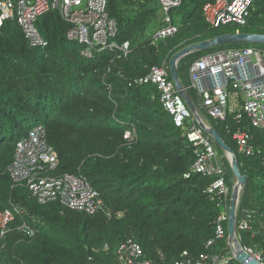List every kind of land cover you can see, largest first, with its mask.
I'll return each mask as SVG.
<instances>
[{"label":"trees","instance_id":"16d2710c","mask_svg":"<svg viewBox=\"0 0 264 264\" xmlns=\"http://www.w3.org/2000/svg\"><path fill=\"white\" fill-rule=\"evenodd\" d=\"M215 0H184L171 10L178 31L153 39L162 25L157 0H108L116 19L117 47L82 55L83 46L68 39L72 25L58 11L38 18L36 25L47 42L32 46L15 19L0 28V207L20 205L6 239L0 243V264H118L116 249L129 238L143 248L152 264H176L185 258H225L224 264H241L226 234L217 238L222 213L206 189L213 178L201 173L184 175L196 160L194 147L161 103L153 84H139L154 65L166 64L184 47L226 33L264 34V0H253L245 26L211 27L203 7ZM129 43L128 53L121 47ZM258 47L231 43L193 52L178 62L181 79L201 56L223 48ZM198 106L200 97L188 87ZM208 125L219 131L234 150L247 177L238 208V223L245 210L255 212L253 228L239 231L242 246L264 250V133L244 116L228 112L226 118L208 115ZM47 129L58 166L50 174L73 173L97 189L106 210L95 214L73 210L59 201L45 205L25 185H14L6 169L17 143L35 126ZM246 128L254 135L260 154L239 152L233 133ZM127 130L135 134L125 139ZM216 145V144H215ZM223 156L226 180L232 192L236 182L230 161ZM108 213H107V212ZM118 213L121 215L119 216ZM27 222L35 234L21 226ZM214 240L209 244L210 240Z\"/></svg>","mask_w":264,"mask_h":264},{"label":"built area","instance_id":"2783aa9c","mask_svg":"<svg viewBox=\"0 0 264 264\" xmlns=\"http://www.w3.org/2000/svg\"><path fill=\"white\" fill-rule=\"evenodd\" d=\"M85 0H0V28L9 19H15L23 28L30 44L45 47L47 42L41 35L36 21L42 15L58 11L62 18L72 25L68 39L83 46L82 55L92 58L96 51L117 47L114 38L118 34V24L108 10V0H86L84 8L74 9ZM160 4L161 26L153 39H165L178 31V25L170 13L180 7L184 0H157ZM253 0H215L203 7L208 24L213 28L224 25L245 26ZM128 53L129 43L121 47ZM221 74L225 81L222 80ZM190 87L200 97L202 106L215 119H225L228 112H236L238 119L246 116L251 126L264 133V50L258 47L229 48L216 51L198 58L190 67ZM139 84H153L161 94V103L168 111L177 127L182 128L188 142L194 147L196 160L189 172L201 173L212 177L213 181L206 193L222 209L217 221L216 236L226 234L224 223L228 221L231 190L226 180L225 164L219 157L213 139L205 133L194 117L173 80L169 78L166 64L154 65L150 71L140 77ZM130 142L135 140L132 130L124 135ZM239 152L245 155L260 154L262 149L254 143V135L246 128H238L233 133ZM58 166L54 148L48 142L47 129L43 125L35 126L28 136L17 143L13 161L6 171L14 185H25L39 204L45 205L59 201L63 206L95 214L105 211V203L100 192L88 180L73 173L52 176L50 173ZM107 212V211H106ZM108 213V212H107ZM27 212L20 205L0 207V243L9 232L10 225L17 215L22 217ZM120 216L121 214L118 213ZM255 212L245 210L240 222L239 231L252 230ZM21 229L33 236L35 230L24 222ZM214 240H210L211 244ZM252 258L264 264V250L252 246H243ZM233 252V251H232ZM176 264H224L227 260L220 256L203 257L193 263L185 258ZM234 255V253H233ZM118 264H152L144 258L142 246L132 238L122 242L116 249Z\"/></svg>","mask_w":264,"mask_h":264},{"label":"water","instance_id":"95a60500","mask_svg":"<svg viewBox=\"0 0 264 264\" xmlns=\"http://www.w3.org/2000/svg\"><path fill=\"white\" fill-rule=\"evenodd\" d=\"M86 0L74 9L84 8ZM231 43H250V44H262L264 45V34L261 33H226L218 35L209 40H205L198 43L190 44L179 52H177L170 60V71L172 74V79L179 90L180 94L184 98L188 107L192 111L194 117L199 122V125L208 134L215 144L220 147L227 155L232 171L235 175L236 182L232 188L230 197V208L228 217V234H229V244L234 253L235 259L241 264H262L258 260L251 257V255L242 246L238 233H237V222H238V208L240 204L241 194L243 189L247 184V177L242 173L237 156L234 150L226 143L221 134L217 129L208 125L199 114L198 108L191 96L189 88L184 85L181 80L180 72L178 68V62L185 56L197 52V51H207L214 46L226 45ZM222 80L225 81L224 76L221 74Z\"/></svg>","mask_w":264,"mask_h":264},{"label":"crops","instance_id":"0c3cea01","mask_svg":"<svg viewBox=\"0 0 264 264\" xmlns=\"http://www.w3.org/2000/svg\"><path fill=\"white\" fill-rule=\"evenodd\" d=\"M162 13H160V18L162 17ZM182 82L184 83L185 86L190 87L191 79H190V71L188 72V77L181 79ZM199 105L197 106L199 114L201 115L202 119L206 122V119L203 117L202 113L206 114L207 116L209 115L206 109L202 106L201 101H199ZM207 123V122H206ZM208 124V123H207Z\"/></svg>","mask_w":264,"mask_h":264},{"label":"rangeland","instance_id":"374dc122","mask_svg":"<svg viewBox=\"0 0 264 264\" xmlns=\"http://www.w3.org/2000/svg\"><path fill=\"white\" fill-rule=\"evenodd\" d=\"M159 13H160V9H159V11H158ZM236 27H235V29H239V27L237 26V25H235ZM226 49H228V48H223L222 50H226ZM220 51V50H219ZM190 71V68H189V70H188V72ZM198 106H200L199 105V103H198ZM202 115H203V117L207 120V118H208V116L204 113H202ZM217 149V148H216ZM217 151H218V149H217ZM224 152V151H223ZM225 153V152H224ZM218 154H219V157L221 158V160H222V162L224 163V159H223V156L220 154V152H218ZM225 164V163H224Z\"/></svg>","mask_w":264,"mask_h":264}]
</instances>
